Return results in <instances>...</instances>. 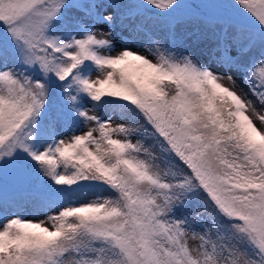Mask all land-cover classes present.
<instances>
[{"label": "snow or ice", "instance_id": "obj_1", "mask_svg": "<svg viewBox=\"0 0 264 264\" xmlns=\"http://www.w3.org/2000/svg\"><path fill=\"white\" fill-rule=\"evenodd\" d=\"M0 264H264V0H0Z\"/></svg>", "mask_w": 264, "mask_h": 264}, {"label": "rangeland", "instance_id": "obj_2", "mask_svg": "<svg viewBox=\"0 0 264 264\" xmlns=\"http://www.w3.org/2000/svg\"><path fill=\"white\" fill-rule=\"evenodd\" d=\"M237 79L239 80V77H237ZM240 86H241V87H244V85H243L242 83L240 84ZM245 90H246V89H245ZM28 219H33V217H32V216H29ZM193 243H195V242H193Z\"/></svg>", "mask_w": 264, "mask_h": 264}, {"label": "trees", "instance_id": "obj_3", "mask_svg": "<svg viewBox=\"0 0 264 264\" xmlns=\"http://www.w3.org/2000/svg\"><path fill=\"white\" fill-rule=\"evenodd\" d=\"M87 198H89V197H85V199H87Z\"/></svg>", "mask_w": 264, "mask_h": 264}]
</instances>
